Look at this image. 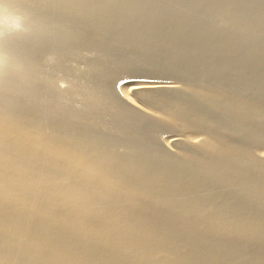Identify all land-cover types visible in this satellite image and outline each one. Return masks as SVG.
I'll return each instance as SVG.
<instances>
[{
  "label": "bare ground",
  "instance_id": "1",
  "mask_svg": "<svg viewBox=\"0 0 264 264\" xmlns=\"http://www.w3.org/2000/svg\"><path fill=\"white\" fill-rule=\"evenodd\" d=\"M38 2L2 0L20 20L0 36V240L92 264H264L262 0H88L52 14ZM117 76L207 90L136 93L173 97L165 126L181 136L162 172L129 168L128 182L71 159L81 128L107 132L115 153L172 151L162 125L117 98Z\"/></svg>",
  "mask_w": 264,
  "mask_h": 264
},
{
  "label": "snow or ice",
  "instance_id": "2",
  "mask_svg": "<svg viewBox=\"0 0 264 264\" xmlns=\"http://www.w3.org/2000/svg\"><path fill=\"white\" fill-rule=\"evenodd\" d=\"M111 0H103L99 4L110 3ZM97 6V3H89L88 0H39L38 3L31 4V7L37 10H46L47 14H52L55 9H71V8H89ZM259 26L264 30V0L260 5ZM243 23L251 25L252 21H243ZM183 86V87H182ZM63 88V85H60ZM167 88L179 90L185 96H195L199 92L206 89H201L197 81L192 82H169L167 85L156 83L150 78H125L117 76L111 81V89L116 94L117 98L124 101L126 104L135 108V110L143 115L148 121H155L163 126V130L157 131L158 141L163 145L164 140H168L170 153L162 154L157 159H147L143 156L131 157L126 153L112 152L108 147V133L95 132L91 128H81L79 134L80 145L71 154L72 163L79 165L86 164L88 167L97 169L99 172L111 175L128 182L129 178L125 173L129 168H135L138 171H157L164 170L165 155H174L175 140L181 136L179 131L171 130L165 126L171 121L167 120L170 113L164 107L174 101L173 97H149L144 98L145 102H138L141 98L136 96V93L141 91L153 90L156 88ZM122 89L124 91H122ZM127 93V94H126ZM223 103V99H221ZM162 113V115H161ZM172 119L176 121L186 119L183 108H179L171 113ZM100 119H103L100 114ZM163 122V123H162ZM119 124V117L114 118L113 125ZM199 135V133H194ZM171 137V138H170ZM4 139L7 142V127L4 129ZM115 139V137H112ZM195 143H199L197 140ZM5 157L7 158V150L5 149ZM258 157L264 158V146L259 149ZM199 210L208 212V206L205 201L199 203ZM210 220L216 221L215 216H211ZM0 253L5 257L4 264H9V256H15L11 264H92V262H82L75 258L74 254L62 249L54 250H38L27 247L25 245H17L11 241L5 232L3 239L0 240Z\"/></svg>",
  "mask_w": 264,
  "mask_h": 264
},
{
  "label": "clouds",
  "instance_id": "3",
  "mask_svg": "<svg viewBox=\"0 0 264 264\" xmlns=\"http://www.w3.org/2000/svg\"><path fill=\"white\" fill-rule=\"evenodd\" d=\"M0 17L3 18V21L6 25L8 23L18 24V21L20 20L19 16L10 12L8 6L3 4L2 0H0Z\"/></svg>",
  "mask_w": 264,
  "mask_h": 264
},
{
  "label": "rangeland",
  "instance_id": "4",
  "mask_svg": "<svg viewBox=\"0 0 264 264\" xmlns=\"http://www.w3.org/2000/svg\"><path fill=\"white\" fill-rule=\"evenodd\" d=\"M2 28H5V30ZM2 30H4V32ZM13 30H14L13 28L9 29L8 27H6V24L4 23L3 18L0 17V36L3 34H11L14 32Z\"/></svg>",
  "mask_w": 264,
  "mask_h": 264
}]
</instances>
